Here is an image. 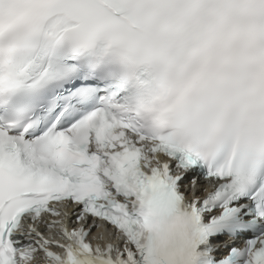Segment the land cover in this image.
Instances as JSON below:
<instances>
[{"label":"snow or ice","instance_id":"1","mask_svg":"<svg viewBox=\"0 0 264 264\" xmlns=\"http://www.w3.org/2000/svg\"><path fill=\"white\" fill-rule=\"evenodd\" d=\"M0 264H264V0H0Z\"/></svg>","mask_w":264,"mask_h":264}]
</instances>
